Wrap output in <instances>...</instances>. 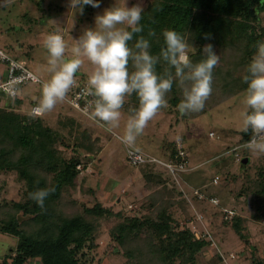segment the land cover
I'll use <instances>...</instances> for the list:
<instances>
[{
    "label": "rangeland",
    "instance_id": "374dc122",
    "mask_svg": "<svg viewBox=\"0 0 264 264\" xmlns=\"http://www.w3.org/2000/svg\"><path fill=\"white\" fill-rule=\"evenodd\" d=\"M148 1L143 0V8ZM138 2L99 0V8L84 5L81 15L78 10L70 9V0H0V46L25 60L46 81L50 77L46 70L48 52L43 41L48 34L59 29L67 44L66 57H71V49L84 29L96 27L97 14H103L104 9L115 4L123 6L127 3L131 7ZM83 59L76 79L87 83L94 66ZM41 85H26L24 102L6 107L29 114L33 101L40 98ZM244 93L245 90L228 99L221 94L210 97L209 109L196 112L193 118H184L175 107H167L149 121L143 133L131 144L122 139L127 119L133 114L126 106L128 97L121 109L120 127L111 131L102 122L71 108L66 99L42 116L46 123L62 131L66 143L59 144L67 154L73 153L75 134L81 129H88L99 143L100 149H95V156L90 159L86 158L84 148H77L83 158V163L78 166L77 190L73 194L78 200L77 205L82 208L83 203L101 202L123 214V217L104 216L99 219L96 247L89 253L87 264H123L129 261L126 247L114 242L111 229L125 215L150 213L154 207L150 205L153 196L159 194L156 206L167 200L174 201L169 209L180 227L190 226L197 235L206 234L207 229L213 233L216 243L203 250L196 264H255V260L264 259V219L254 217L256 207L252 205L251 195L240 193L244 180L249 183L245 174L255 178L258 167L264 162V153L250 152L241 142L242 113L246 107L242 102ZM71 117L75 120L68 126L61 123ZM177 139L186 145L193 167L190 172L182 173L179 179L171 177L163 167L134 166L128 161L129 146L166 157L170 152L169 143H176ZM246 156L251 157V162L245 164L247 168L242 164ZM144 172L153 173L155 178L149 181ZM234 175H239L238 181ZM24 185L17 172L0 171V204L6 200H20ZM192 186L200 187L208 197L199 199L193 194ZM211 196H217L221 206L234 208L237 215L244 217L247 240L239 236L231 222L224 221L220 208L210 201ZM17 241V237L0 230V264L2 257Z\"/></svg>",
    "mask_w": 264,
    "mask_h": 264
},
{
    "label": "trees",
    "instance_id": "16d2710c",
    "mask_svg": "<svg viewBox=\"0 0 264 264\" xmlns=\"http://www.w3.org/2000/svg\"><path fill=\"white\" fill-rule=\"evenodd\" d=\"M263 13L264 0H149L140 21L144 30L134 34L128 43L134 48L139 36L143 35L149 40L150 54L159 55L165 46L163 32L172 29L197 49L194 55L190 53L194 63L205 58L203 47L211 43L219 55V62L213 70L209 98L221 94L228 99L247 88L243 76L247 74V67L256 52V42L264 41ZM150 30L155 32V36L148 35ZM9 54L21 59L18 55ZM166 67L161 59L156 65L157 73L162 74ZM129 69L134 70L131 62ZM209 98L200 113L209 109ZM13 99L19 105L24 102L19 96ZM128 99L127 109L133 113L139 106L138 96L133 93ZM165 99L167 107H175L182 117L197 115L196 112H179L177 105L183 95L178 81H174ZM74 120L73 117L66 118L61 123L68 126ZM78 127L81 128L80 125ZM251 135V131H242L241 142H248ZM60 142L66 143L62 131L46 123L44 117L33 118L0 105V171H15L25 182L20 200H6L0 204V230L18 239L2 257V264H87L89 253L96 247L99 219L104 216L123 217L121 211L101 202L83 203L81 208L73 197L80 176L78 166L83 163L77 148H84L87 159L95 156V149H100L92 133L81 129L75 134L72 154H67ZM169 146L170 152L164 159L174 158L178 151L176 143L170 142ZM248 163L242 161L243 167L247 168L245 164ZM140 166L155 167L152 164ZM144 174L149 181L155 178L153 173ZM245 176L249 183H245L244 177L240 193L251 195L252 205L256 207L254 217L264 219V162L258 167L255 178L251 174ZM233 178L238 181L240 177L234 175ZM44 188H55V192L45 199L41 208L29 193ZM196 188L200 187L192 186V191L198 197ZM159 195L153 196L150 205L154 207L150 213L125 215L112 227V239L127 250L129 261L123 264H196L203 250L216 243L213 233L207 229L206 234L197 235L190 226L180 227L169 209L174 201L167 200L156 206ZM215 205L220 208L224 221L231 222L239 236L247 240L244 217L235 214L232 218H225L221 201ZM217 255L221 259L220 251ZM255 264H264V259L255 260Z\"/></svg>",
    "mask_w": 264,
    "mask_h": 264
},
{
    "label": "clouds",
    "instance_id": "9594fccd",
    "mask_svg": "<svg viewBox=\"0 0 264 264\" xmlns=\"http://www.w3.org/2000/svg\"><path fill=\"white\" fill-rule=\"evenodd\" d=\"M84 5L100 7L99 0H70L69 7L82 15ZM143 12V0L131 7L125 3L104 9L103 14L95 17L96 27L84 29L76 39L71 57H66L67 44L59 29L48 34L43 44L48 52L46 70L50 78L42 83L40 98L29 115L41 117L65 100L77 85L76 74L84 63L83 58L94 66L83 90L84 96L93 98L89 102L91 119L102 122L109 131L119 128L126 97L133 93L138 96L139 106L124 127L122 139L126 143H134L159 110L167 107L165 97L174 81H178L183 95L177 105L179 112L203 110L212 92L213 70L219 62L214 46L206 44L203 47L205 58L194 63L190 53L194 55L197 49L181 33L166 29L163 32L165 46L159 55L150 54L149 40L143 35L132 48L128 42L134 34L144 30L140 25ZM148 35L155 36V32L150 30ZM255 47L247 74L243 76L247 88L242 101L246 106L242 113V131L252 133L243 147L253 153H264V41H257ZM161 59L167 67L158 74L156 65ZM54 192L55 188L37 189L29 196L43 208L45 199Z\"/></svg>",
    "mask_w": 264,
    "mask_h": 264
},
{
    "label": "built area",
    "instance_id": "2783aa9c",
    "mask_svg": "<svg viewBox=\"0 0 264 264\" xmlns=\"http://www.w3.org/2000/svg\"><path fill=\"white\" fill-rule=\"evenodd\" d=\"M43 82V78L37 74L25 60L13 57L0 46V99L3 97L16 98L21 94L23 86L28 84H42ZM86 87L87 84H81L79 80H77V85L69 91L70 93L65 99L73 105L74 108L89 116V112L91 111L89 102L93 98L83 95V90ZM35 106L36 104H34L31 109ZM246 143L247 142L243 143V145ZM176 145L178 151L175 157L171 159H164L163 157L147 153L134 146H129L127 148V158L129 163L134 166L152 164L155 165V167H163L169 171L174 178L179 179L182 173L190 171L193 167L190 164L189 155L184 143L177 139ZM195 193L199 198L208 197L200 188H196ZM209 199L214 204H220V200L217 196H211ZM221 207L225 218H232L236 214L234 208L228 206ZM199 216L203 217V215Z\"/></svg>",
    "mask_w": 264,
    "mask_h": 264
},
{
    "label": "crops",
    "instance_id": "0c3cea01",
    "mask_svg": "<svg viewBox=\"0 0 264 264\" xmlns=\"http://www.w3.org/2000/svg\"><path fill=\"white\" fill-rule=\"evenodd\" d=\"M25 87H26V85L22 87L21 94L19 95V97L22 98V99L24 98V94L26 93L25 92ZM10 104L16 105V102H15V100L13 98L3 97V98L0 99V105L1 106H10ZM35 104H37V102Z\"/></svg>",
    "mask_w": 264,
    "mask_h": 264
},
{
    "label": "water",
    "instance_id": "95a60500",
    "mask_svg": "<svg viewBox=\"0 0 264 264\" xmlns=\"http://www.w3.org/2000/svg\"><path fill=\"white\" fill-rule=\"evenodd\" d=\"M249 160H250V157H249V156H246V157H244V158L242 159V161H243L244 163H248Z\"/></svg>",
    "mask_w": 264,
    "mask_h": 264
}]
</instances>
